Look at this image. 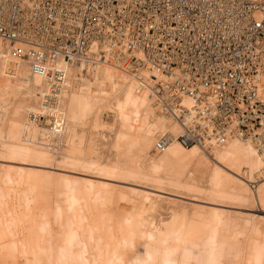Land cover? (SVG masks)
<instances>
[{
    "label": "bare ground",
    "instance_id": "obj_1",
    "mask_svg": "<svg viewBox=\"0 0 264 264\" xmlns=\"http://www.w3.org/2000/svg\"><path fill=\"white\" fill-rule=\"evenodd\" d=\"M14 47L0 37V264H264V121L218 125L205 86L177 91L178 67L125 40L39 64Z\"/></svg>",
    "mask_w": 264,
    "mask_h": 264
},
{
    "label": "built area",
    "instance_id": "obj_2",
    "mask_svg": "<svg viewBox=\"0 0 264 264\" xmlns=\"http://www.w3.org/2000/svg\"><path fill=\"white\" fill-rule=\"evenodd\" d=\"M0 37L34 64L56 52L71 61L92 40H125L155 66L178 67L177 91L205 86L218 125L231 115L243 130L264 121V0H0Z\"/></svg>",
    "mask_w": 264,
    "mask_h": 264
},
{
    "label": "rangeland",
    "instance_id": "obj_3",
    "mask_svg": "<svg viewBox=\"0 0 264 264\" xmlns=\"http://www.w3.org/2000/svg\"><path fill=\"white\" fill-rule=\"evenodd\" d=\"M254 213H256V214H260V215H264V213H260L259 211H256V212H254Z\"/></svg>",
    "mask_w": 264,
    "mask_h": 264
},
{
    "label": "snow or ice",
    "instance_id": "obj_4",
    "mask_svg": "<svg viewBox=\"0 0 264 264\" xmlns=\"http://www.w3.org/2000/svg\"><path fill=\"white\" fill-rule=\"evenodd\" d=\"M138 264H140V262H138ZM210 264H214V262H210Z\"/></svg>",
    "mask_w": 264,
    "mask_h": 264
}]
</instances>
